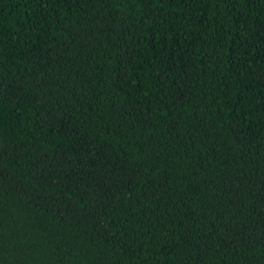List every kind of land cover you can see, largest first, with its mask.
I'll return each instance as SVG.
<instances>
[{
  "label": "trees",
  "instance_id": "1",
  "mask_svg": "<svg viewBox=\"0 0 264 264\" xmlns=\"http://www.w3.org/2000/svg\"><path fill=\"white\" fill-rule=\"evenodd\" d=\"M0 264H264V0H0Z\"/></svg>",
  "mask_w": 264,
  "mask_h": 264
}]
</instances>
